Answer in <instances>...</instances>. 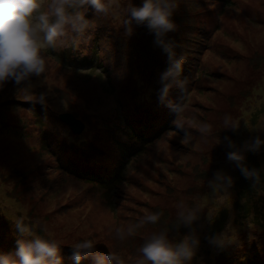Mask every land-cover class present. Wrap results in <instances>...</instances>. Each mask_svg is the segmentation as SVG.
<instances>
[{
	"label": "rangeland",
	"instance_id": "374dc122",
	"mask_svg": "<svg viewBox=\"0 0 264 264\" xmlns=\"http://www.w3.org/2000/svg\"><path fill=\"white\" fill-rule=\"evenodd\" d=\"M176 3V30L165 40L183 64L163 100L171 61L154 33L133 22L129 35L123 11L104 17L91 6L78 46L49 50L45 74L0 87V256L19 264L18 241L34 238L18 231L22 220L60 244L61 264H76L72 246L85 239L94 253L139 264L138 249L163 230L173 242L198 240L187 264H264V144L247 150L256 137L264 141V0ZM65 112L84 123L79 135L59 120ZM226 115L239 122L235 130L223 128ZM201 123L211 134L200 133ZM233 150L258 171V184L227 159ZM217 172L232 183L214 191ZM180 201L201 210L176 229ZM145 210L163 216L123 242L114 238L115 227Z\"/></svg>",
	"mask_w": 264,
	"mask_h": 264
},
{
	"label": "clouds",
	"instance_id": "9594fccd",
	"mask_svg": "<svg viewBox=\"0 0 264 264\" xmlns=\"http://www.w3.org/2000/svg\"><path fill=\"white\" fill-rule=\"evenodd\" d=\"M91 6L101 16L120 18L124 16L121 24L126 28V33H132V24L146 25L155 35V43L169 55L170 68L161 75L163 87L161 100L167 96L172 87L167 83L175 80L181 70L183 57L173 59V44L165 40L167 33L175 31L176 25L171 19L173 10L177 7L176 0H143L139 7L130 3L122 8L120 0H0V87L12 80L16 84L28 80L31 76L40 77L47 71L49 50L59 51L70 46H78L85 37V32L92 25L85 19V9ZM238 121L226 115L223 118V128L235 130ZM203 135L212 132V126L207 123L198 125ZM183 130L182 126H178ZM189 134L185 132V140ZM228 140V146L235 145ZM264 141L256 137L247 150L258 151ZM227 159L235 162L246 179H253L259 183L260 177L257 170H249L244 166V156L239 150L227 153ZM231 185V177L217 172L214 179L209 181V186L214 191H219L224 184ZM177 217L175 228L180 226L190 227L198 217L200 208L189 207L184 201L177 204ZM162 212H149L135 223L126 226H117L114 229V238L125 241L136 235L138 230L148 224H157ZM16 227L22 235L34 238L25 243L18 241L16 256L19 264H61L60 244L55 240L34 236L31 228L22 220H17ZM198 244L192 236H185L179 242L169 239L168 230L153 233L138 249L140 253L139 264H187L194 256V248ZM95 242L85 239L73 245V259L76 264L88 256H93L95 264H123L120 255L109 251L107 255L94 253ZM0 264H17L10 256H0Z\"/></svg>",
	"mask_w": 264,
	"mask_h": 264
},
{
	"label": "water",
	"instance_id": "95a60500",
	"mask_svg": "<svg viewBox=\"0 0 264 264\" xmlns=\"http://www.w3.org/2000/svg\"><path fill=\"white\" fill-rule=\"evenodd\" d=\"M58 118L62 123L69 127L73 134L79 135L84 129V124L76 119L71 113H61Z\"/></svg>",
	"mask_w": 264,
	"mask_h": 264
},
{
	"label": "trees",
	"instance_id": "16d2710c",
	"mask_svg": "<svg viewBox=\"0 0 264 264\" xmlns=\"http://www.w3.org/2000/svg\"><path fill=\"white\" fill-rule=\"evenodd\" d=\"M148 137H149V139L152 138V137H150V136H148ZM149 139H148V140H149ZM88 149H89V146H88ZM89 150H90V149H89ZM89 153H93V155L95 154V155L101 156L102 151H98V152H95V153H94V149H92V150H90ZM92 159H93V156H92L91 158H85L84 161H86V162L89 163ZM81 171L84 172V173L86 172V171H83V170H81ZM101 177H103V175H101ZM110 178H111L110 181H116L115 178H113V177H110ZM108 180H109V179H108Z\"/></svg>",
	"mask_w": 264,
	"mask_h": 264
}]
</instances>
